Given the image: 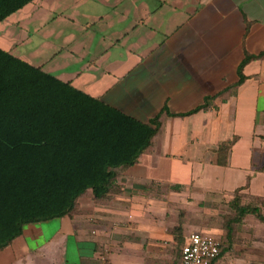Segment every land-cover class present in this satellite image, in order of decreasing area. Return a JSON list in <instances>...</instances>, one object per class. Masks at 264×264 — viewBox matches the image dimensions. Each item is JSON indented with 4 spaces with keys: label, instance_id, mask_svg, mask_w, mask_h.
<instances>
[{
    "label": "crops",
    "instance_id": "crops-1",
    "mask_svg": "<svg viewBox=\"0 0 264 264\" xmlns=\"http://www.w3.org/2000/svg\"><path fill=\"white\" fill-rule=\"evenodd\" d=\"M44 9L57 24L42 47L52 41L54 51L16 55L137 119L148 122L164 109L188 113L225 92L207 110L163 114L152 145L118 177L123 192L101 204L80 199L98 212L86 218L26 224L0 249V264H106L103 252L110 264H146V256L163 251L161 239L174 241L181 212L174 201L184 195L229 203L247 186L241 193L263 203L264 57L249 62L246 80L235 85L246 52L264 51V0H34L0 25L18 14L26 28L20 14ZM234 137L228 164H219V144Z\"/></svg>",
    "mask_w": 264,
    "mask_h": 264
},
{
    "label": "trees",
    "instance_id": "trees-1",
    "mask_svg": "<svg viewBox=\"0 0 264 264\" xmlns=\"http://www.w3.org/2000/svg\"><path fill=\"white\" fill-rule=\"evenodd\" d=\"M33 1L0 0V22ZM262 57L264 51L246 52L235 86L247 78L244 67ZM223 92L206 96L188 113L164 109L146 122L0 47V249L20 236L28 223L90 213L80 212L79 201L86 196L97 204L109 202L123 192L118 177L152 145L163 114L178 117L207 110ZM236 139L219 144V164H228ZM171 188L180 190L182 185ZM246 188L237 189L229 202L232 212L222 221L225 235L218 236L220 253L210 264L230 250L247 216L264 224V201L241 193ZM183 216L182 211L171 229L179 246L177 264L190 234L184 233ZM102 255L110 264L106 252Z\"/></svg>",
    "mask_w": 264,
    "mask_h": 264
},
{
    "label": "rangeland",
    "instance_id": "rangeland-1",
    "mask_svg": "<svg viewBox=\"0 0 264 264\" xmlns=\"http://www.w3.org/2000/svg\"><path fill=\"white\" fill-rule=\"evenodd\" d=\"M49 12V10L44 9L42 11L39 10L34 15L28 14L24 16V13L20 14L21 20H23L22 18L24 17V19L26 18V21H28V25L26 26V28H22L18 24V14L12 16L9 20L11 24L5 22L0 25V44L8 48L14 46V54H19L23 52V50L34 51L36 48H39L40 55L48 56L45 55L48 54L45 52V50L47 52H50L51 50L54 51V47L52 48L51 46L52 41L50 42L48 40L49 43L46 44L45 50H43L44 47H42V45L45 44L47 36L51 34V27L57 24V22H53L52 15H50L51 13ZM45 24H48L49 26H45L46 28H41ZM25 37H27L28 40L24 41L23 44L21 42L19 43V41H22V39H24ZM183 198L184 199H178L177 201H174V205H179L177 209L181 212L183 211V220L185 223H187V227L189 225V231L187 233L191 231H203L224 238L225 230L222 228V221L225 215L232 212L229 207V203L226 201L227 198H224L223 201H208L205 204H199L196 201L191 202L192 199H189V196L187 194L184 195ZM183 200L185 201L184 203L187 204L185 208H183L182 205ZM245 200L250 201V198L247 197L245 198ZM179 201H181V204L179 203ZM80 207V212L83 214L87 211L90 212L91 215L98 213L97 211L86 209V201H84L83 206L80 205ZM172 209L174 208L172 207ZM91 217L98 220L97 217ZM84 218H86V216H84ZM167 221L165 222L166 224ZM92 222L93 221L91 219V223ZM93 223L97 224L98 222L94 221ZM117 223L118 222H115L114 225L118 226L119 224L117 225ZM121 225L125 224L121 223ZM92 226L94 227L92 228V231L98 228L95 227V225ZM162 230H166L165 224H163ZM263 239L264 224L258 221L252 215L247 216L244 223L240 227H238L235 233L232 247L226 254H224L221 259H219L217 264H244L246 263V261L249 262L248 258L253 262H256L255 264H258L259 257L264 256V247L262 244ZM160 242L165 245L164 248H162L163 251L160 252V254H149L148 256H146V264H177L179 246L175 244L173 240H169L168 242H166V240L161 239ZM144 256L145 254L141 255L143 260H145ZM106 261L107 263H109L108 259Z\"/></svg>",
    "mask_w": 264,
    "mask_h": 264
},
{
    "label": "built area",
    "instance_id": "built-area-1",
    "mask_svg": "<svg viewBox=\"0 0 264 264\" xmlns=\"http://www.w3.org/2000/svg\"><path fill=\"white\" fill-rule=\"evenodd\" d=\"M221 239L211 233L193 231L182 247L181 264H210L218 256Z\"/></svg>",
    "mask_w": 264,
    "mask_h": 264
}]
</instances>
